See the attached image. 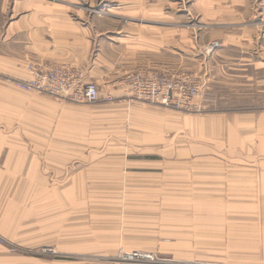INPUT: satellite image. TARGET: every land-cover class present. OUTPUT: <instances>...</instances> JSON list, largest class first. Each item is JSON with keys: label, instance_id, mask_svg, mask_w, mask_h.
Here are the masks:
<instances>
[{"label": "rangeland", "instance_id": "374dc122", "mask_svg": "<svg viewBox=\"0 0 264 264\" xmlns=\"http://www.w3.org/2000/svg\"><path fill=\"white\" fill-rule=\"evenodd\" d=\"M37 9L86 30L93 52L103 46L115 69L121 58L122 71H134L166 68L171 55L180 57L183 67L177 73L194 74L202 86L201 111L181 113L264 107V0H5L4 20ZM181 27L186 34L175 37ZM214 41L218 46L212 48ZM17 80L0 72V81L15 86ZM120 99L155 104L127 92ZM139 140L126 135L87 144L78 139L80 149L93 146V161L109 147L111 155L123 151L115 156L121 163L103 169L98 161L90 164L91 156L84 153L81 160L66 164L60 180L62 191H74L70 205L63 203L60 214L41 219L39 226L23 227L29 231H22L19 221L13 232L0 233V264H263L261 258L237 253L246 235L228 233L245 220L246 205L234 213L235 224L230 218L214 223L193 202L179 203L177 195L167 200L161 180L135 186L128 163L138 165L137 158L146 155V144ZM137 145L142 150L137 152ZM174 189L176 194L181 186ZM134 253L139 254L127 257Z\"/></svg>", "mask_w": 264, "mask_h": 264}, {"label": "crops", "instance_id": "0c3cea01", "mask_svg": "<svg viewBox=\"0 0 264 264\" xmlns=\"http://www.w3.org/2000/svg\"><path fill=\"white\" fill-rule=\"evenodd\" d=\"M4 12L5 0H0L1 73L26 79L31 60L75 66L86 80L98 86L103 82L101 92L118 100L61 102L0 81V233L13 232L19 221L22 231H29L41 219L60 214L63 203L70 205L74 191H62L60 180L66 164L85 154L91 156L90 164L98 161L103 169L121 163L115 156L123 151L111 155L109 147L93 161V146L80 149L78 139L90 144V139L128 135L146 144L142 146L146 155L137 158L141 163H128L135 186L161 180L160 185H167V200L177 195L179 203L193 202L214 223L230 218L235 224L234 213L246 205L245 220L228 233L246 235L237 253L261 258L264 264V107L188 115L160 104L129 103L120 99L123 91L118 86L126 72L124 58L118 59L121 66L115 69L103 46L93 52L86 30L40 9L7 22ZM185 32L177 28L175 37ZM182 67V59L171 55L166 68H142L177 73ZM134 149L142 150L140 145ZM175 186H181L176 194Z\"/></svg>", "mask_w": 264, "mask_h": 264}, {"label": "built area", "instance_id": "2783aa9c", "mask_svg": "<svg viewBox=\"0 0 264 264\" xmlns=\"http://www.w3.org/2000/svg\"><path fill=\"white\" fill-rule=\"evenodd\" d=\"M212 48L218 42L211 43ZM26 69L29 76L19 79L15 86L25 92H42L54 97L78 103L96 102L101 98V91L95 81L85 79L79 67L57 64L43 65L28 62ZM123 93L131 94L135 99L186 112H200L199 98L202 86L192 73L176 74L159 73L153 70L126 71L118 83ZM105 100L112 101L110 94L102 95ZM137 257L127 255L128 258Z\"/></svg>", "mask_w": 264, "mask_h": 264}, {"label": "bare ground", "instance_id": "6f19581e", "mask_svg": "<svg viewBox=\"0 0 264 264\" xmlns=\"http://www.w3.org/2000/svg\"><path fill=\"white\" fill-rule=\"evenodd\" d=\"M139 254V253H138ZM134 255V254H133ZM142 259V258H141Z\"/></svg>", "mask_w": 264, "mask_h": 264}]
</instances>
